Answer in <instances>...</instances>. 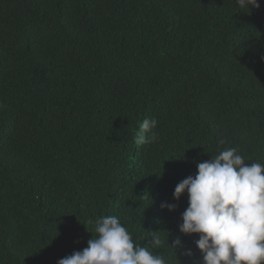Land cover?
Segmentation results:
<instances>
[{
  "label": "trees",
  "instance_id": "obj_1",
  "mask_svg": "<svg viewBox=\"0 0 264 264\" xmlns=\"http://www.w3.org/2000/svg\"><path fill=\"white\" fill-rule=\"evenodd\" d=\"M258 3L0 0V264H57L106 215L169 264H199L176 185L228 148L264 163ZM145 118L159 139L138 146Z\"/></svg>",
  "mask_w": 264,
  "mask_h": 264
},
{
  "label": "clouds",
  "instance_id": "obj_2",
  "mask_svg": "<svg viewBox=\"0 0 264 264\" xmlns=\"http://www.w3.org/2000/svg\"><path fill=\"white\" fill-rule=\"evenodd\" d=\"M240 9L259 8L258 0H233ZM158 121L145 118L134 137L136 145L158 141ZM196 174L179 182L173 193L178 201L187 193L188 206L181 214L179 232L197 234L199 264H264V163L246 162L236 148L219 151L210 160L197 163ZM174 211L175 204L162 203ZM95 235L87 247L74 251L57 264H169L161 254L134 242L131 232L116 215L96 219ZM153 231L151 245L164 241ZM92 233V232H91ZM93 234V233H92ZM192 256L178 235L169 244Z\"/></svg>",
  "mask_w": 264,
  "mask_h": 264
}]
</instances>
